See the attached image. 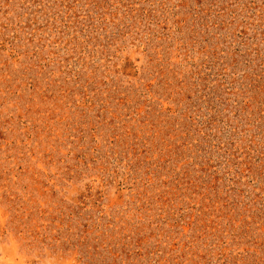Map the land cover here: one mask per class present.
<instances>
[{"label": "rangeland", "instance_id": "rangeland-1", "mask_svg": "<svg viewBox=\"0 0 264 264\" xmlns=\"http://www.w3.org/2000/svg\"><path fill=\"white\" fill-rule=\"evenodd\" d=\"M0 264H264V0H0Z\"/></svg>", "mask_w": 264, "mask_h": 264}]
</instances>
